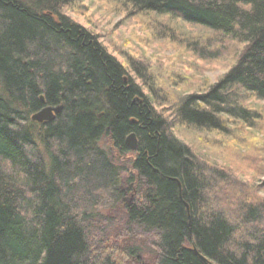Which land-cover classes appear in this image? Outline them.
Here are the masks:
<instances>
[{
    "label": "trees",
    "instance_id": "16d2710c",
    "mask_svg": "<svg viewBox=\"0 0 264 264\" xmlns=\"http://www.w3.org/2000/svg\"><path fill=\"white\" fill-rule=\"evenodd\" d=\"M101 1L165 22L173 32L156 40L229 68L169 103L151 68L121 63L71 19L78 1L0 0V264H203L185 244L214 264H264V197L220 184L178 137L231 136L229 120L254 117L260 130L243 102L264 100V0ZM127 168L139 199L120 208Z\"/></svg>",
    "mask_w": 264,
    "mask_h": 264
},
{
    "label": "rangeland",
    "instance_id": "374dc122",
    "mask_svg": "<svg viewBox=\"0 0 264 264\" xmlns=\"http://www.w3.org/2000/svg\"><path fill=\"white\" fill-rule=\"evenodd\" d=\"M76 1L79 3L77 10H74L76 13L66 12L71 19L95 33L106 51L121 63L125 64L128 58H131L144 63L146 69L151 68L153 74L158 77L159 85L166 89V93H171L173 100L167 97L169 103L175 98L181 99L186 94L198 91L197 89L204 90L216 83L229 68L228 61L223 63L202 61L191 57L175 44L168 45L156 40L154 36L158 32L162 34L173 32L167 30L165 22L152 24L147 20L149 16L128 17L126 14H116L114 11L118 8H112L113 11L101 0ZM83 6L86 8L82 9ZM162 97L165 99V96ZM248 103L261 111L257 109L256 113L261 123L259 131L250 128L255 124L253 122L257 121V117H254L253 122L240 125L234 120H229L231 136H214L204 130L201 131L203 133L193 132L194 129L192 132L179 134L178 137L193 148L211 174L218 172L217 176L222 177H218L220 184L227 187L243 185L246 188L244 193L247 195H250V187L254 186L256 193L264 197V100L248 96L243 104L248 108ZM166 106L165 113L171 112ZM112 152L118 157L116 152ZM117 165L120 166V162ZM129 196L132 197L128 194L125 198ZM133 196L135 201L139 199L136 192ZM138 238L140 240V237L136 240ZM142 239L141 245L146 244L150 247L153 244L148 236Z\"/></svg>",
    "mask_w": 264,
    "mask_h": 264
},
{
    "label": "bare ground",
    "instance_id": "6f19581e",
    "mask_svg": "<svg viewBox=\"0 0 264 264\" xmlns=\"http://www.w3.org/2000/svg\"><path fill=\"white\" fill-rule=\"evenodd\" d=\"M149 15L148 14H143L141 17H148ZM87 32H88V34L90 35V36H92L93 38H95L96 39V41L105 49V51H106V48H105V46L101 43V41L99 40V38H98V36L95 34V33H93L92 31H89V30H87ZM202 61H206V60H202ZM204 90H206V89H204ZM131 133H135V132H131ZM136 134V133H135ZM125 144H126V142H125ZM127 146V145H126ZM128 173H129V175L130 176H127L126 178L128 179V187H126V189H128L129 190V192L122 198V200H121V202H120V205H119V207H125L126 205H130V204H134L135 203V200L133 199L134 198V192H136V190H137V187H138V178L137 177H135V176H133L132 174H131V171L127 168V170H126ZM181 186V185H180ZM179 186V187H180ZM128 194H130V195H132V197L131 196H129V198L127 197V198H125ZM180 197L182 198V192H181V187H180ZM125 201V202H124ZM184 201V200H183ZM185 202V205H186V207H187V209H188V211H189V205H188V203L186 202V201H184ZM126 203H128V204H126ZM116 208V206L115 207H112V210H114ZM117 212H119V213H123L119 208H116L115 209ZM182 249H189V250H192V252H194L195 253V255H197V257H198V259L200 260V257H199V255H203V254H201L199 251H198V249L196 248V246L194 245V244H185V245H183V247H182ZM196 251L198 252V253H196ZM204 256V255H203ZM201 261V260H200Z\"/></svg>",
    "mask_w": 264,
    "mask_h": 264
},
{
    "label": "water",
    "instance_id": "95a60500",
    "mask_svg": "<svg viewBox=\"0 0 264 264\" xmlns=\"http://www.w3.org/2000/svg\"><path fill=\"white\" fill-rule=\"evenodd\" d=\"M62 110V105L57 106H46L32 114L31 119L33 121L43 123L54 119L56 114ZM127 147L131 151H136L138 148V139L135 133H130L125 139ZM196 253H198L196 251ZM200 260L203 264H214L206 256L199 255Z\"/></svg>",
    "mask_w": 264,
    "mask_h": 264
}]
</instances>
